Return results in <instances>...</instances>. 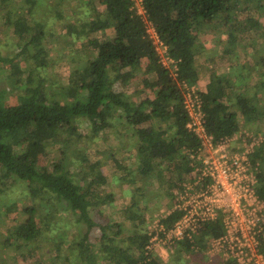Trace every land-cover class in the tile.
Wrapping results in <instances>:
<instances>
[{"label": "trees", "instance_id": "obj_1", "mask_svg": "<svg viewBox=\"0 0 264 264\" xmlns=\"http://www.w3.org/2000/svg\"><path fill=\"white\" fill-rule=\"evenodd\" d=\"M74 1L94 11L89 18L78 21L79 37L107 28H112L113 33L108 38L104 33L102 37H90L88 45L93 50L92 56L85 58L66 83L54 84L38 74L33 75L31 70L22 72L15 62L20 53H27L37 67L48 63L42 45L44 26L40 21H33L32 15L37 5L43 10V7L60 6L62 0H51L50 4L44 0H0V20L4 26L12 28L20 46V53L14 57L0 54V65L9 64L12 74L19 79H22L21 73L25 74L24 88L17 101L9 103L6 91L0 90V183L22 181L31 196L54 198L61 205L58 209L68 210L75 224L84 225L86 229L80 240L70 244L74 258L67 254L62 256L59 252L65 231L59 232L60 240L44 235L51 220L44 222L40 210L31 204L22 208L17 222L0 237V248L14 252L35 250L42 255L44 242H54L51 247L55 254L47 251V264H95L97 257L112 264H160L154 251L145 249L152 233L141 230L128 237L129 245H123L117 238L123 234L119 223L93 219L91 211L111 203L113 197L101 192L107 177L99 160L91 161L82 149L88 133L84 135L79 124L85 123L89 134L95 137L119 122L129 126L135 138L138 173L148 177L157 167L164 164L171 168V164L178 161L176 169L168 168L172 172L168 178L163 179L164 174L159 169L156 177L169 184L181 182L192 170L191 155H196L200 147L199 139L186 127L188 114L183 91L184 85L194 84L199 76L193 49L197 35L194 30L198 24L200 28L211 24L224 29L227 42L241 48L237 54H246L244 44L237 43L234 33L238 27L235 26L236 8L243 5L241 12L248 16L247 26L255 28L259 23L253 13L264 15L263 0H140L143 12L138 11L134 0H100L106 12L102 15L92 6L95 0ZM42 3L46 4L42 6ZM57 17L62 18L61 11ZM149 27L153 28L158 42L148 31ZM68 31L73 33L71 29ZM158 46L165 49L172 69L161 61ZM254 57L253 53L246 54L250 60L243 66L244 76L257 71L261 65ZM140 69L154 74L157 86L145 98L131 101L115 85L128 82ZM256 73L260 86L264 87V68ZM209 76L206 89L197 94L205 128L215 142L237 133L252 119L264 121V105L257 102L256 91L249 93L245 88L235 93L232 88L235 80L225 79L215 71ZM155 119L165 127L154 124ZM261 146L250 156L253 164L262 155ZM72 147H77V152L70 161L66 154ZM53 148L58 151L57 155L45 160ZM74 160L76 163L72 166ZM256 175L257 194L264 200L263 169ZM124 212L127 214L124 218L129 221L139 217L131 207H125ZM181 214L171 209L159 222L167 230ZM94 227L100 231V243L95 249L90 239ZM223 232L220 219L203 223L191 237L176 242L175 260L182 252L204 253L209 241ZM260 250L264 254V245ZM0 264H10V259L1 258ZM224 264L235 263L227 259Z\"/></svg>", "mask_w": 264, "mask_h": 264}, {"label": "rangeland", "instance_id": "obj_2", "mask_svg": "<svg viewBox=\"0 0 264 264\" xmlns=\"http://www.w3.org/2000/svg\"><path fill=\"white\" fill-rule=\"evenodd\" d=\"M44 1L51 2V0ZM262 3L264 5V0ZM45 4L42 3V6ZM92 6L101 15L106 13L105 6L100 0H95ZM242 6V4H239L236 8L235 26L238 27L234 29V33L238 37L237 43L244 44L246 54L248 52L253 53L255 55L254 59L257 58L260 61L261 65L258 66V70H253L254 72L244 76L243 66L250 58H246L245 53L243 55L237 54L241 48H235L227 42L224 29L214 28V25L211 24H204L200 28V24H198L196 30H194L197 35L193 49L199 76L194 84L184 85V99H188L192 91H202L201 89H204L209 82L210 72L215 71L225 79L235 80L236 84H232L235 93L245 88H248L249 93L256 91L257 102L264 105V87L260 86L256 73L264 68V15L257 16L256 13H253L259 24L255 28H249L246 24V17L248 16L246 13L241 12ZM87 8L82 2L74 0H62L60 6L43 7L44 12L40 5L36 6V12L33 13L32 19L33 21L42 22L44 26L45 34L42 45L46 49L48 59L45 66L37 67L36 62L30 59L27 53H20L17 36L13 34L11 27L4 26L2 20H0V54L14 57L17 53H20L15 63H18L22 72L31 70L33 75L38 74L48 82H54V84L56 82L66 83L72 72L83 65L85 58L92 56L93 50L88 45V39L94 36L102 37V33H104L105 38H108L113 33L112 28H107L90 33L88 36L79 37L81 32H76L80 27L78 21L81 22L94 13L93 10ZM58 11H61V19L57 17ZM219 25L220 23L217 22V27ZM68 29L73 30V33H69ZM157 50L163 64L171 68V60L167 57L164 48L158 46ZM21 74L22 79H19L16 74H12L9 64L0 65V90L6 91V99L9 103L17 101L22 94L25 74ZM156 86V76L151 73L146 74L142 69L137 71L128 82L116 83L115 85L131 101H139L145 98L152 93V89H155ZM248 98L252 101L251 96H248ZM152 122L158 124L161 128L165 127L163 122L156 119ZM247 125L242 127L241 130H244L248 137L257 136L263 139L258 146L262 145L263 152L256 163L258 164L257 171L263 169L264 172V121L252 119ZM79 127L84 135L88 133L82 143V149L86 151L91 161L99 160L101 170L107 177V183L101 188V192L110 193L113 197L111 203L101 205L97 211L96 209L91 211L93 219L101 223L110 220L119 223L123 234L117 236V238L123 245H129L128 237L141 230L146 232L155 231L156 233L154 226L157 219L173 209L175 193L178 192L182 183L190 180L191 173L186 175L181 182L175 181L171 184L163 182L162 178L166 179L171 175L172 172H169V170L178 167L179 162L177 161L171 164V168L163 164L161 167H157L148 177L141 176L138 173L134 156L135 138L131 135L129 126H123L119 122L110 129L102 131L96 137L89 134L85 123H80ZM76 152L77 147H72L67 152L66 156L70 161L75 159ZM49 153L46 155L45 160H52L58 151L53 148ZM75 163L74 160L71 163L72 166ZM158 169L164 174L159 179L156 177ZM5 184L0 183V237L5 234L10 225L17 222L16 219L20 218L22 208L32 204L37 207V210H40L44 222L51 220L49 222L50 228L44 231V235L49 238L53 235L56 239H59V232L64 230L65 233L61 240L63 243L60 245L59 254L62 256L67 254L69 257L74 258L69 250L70 244L81 239L86 229L85 226H77L74 216L68 210L58 209L57 207H61V205L56 203L54 198L31 196L22 181L8 180ZM125 207L134 209L139 217L130 221L124 218L127 215L124 212ZM21 217L23 218L24 215ZM99 238L100 231L94 227L90 231L93 249L99 246ZM177 241L169 239L165 240L164 244H158L156 241L152 242L153 254H156L157 258L160 259V264H224L225 260L227 261L219 254L208 251V248L204 253L200 251L182 252L179 254V258L175 260L176 253L174 249ZM53 243L44 242L42 250L44 253L42 255H39L40 253L35 250L14 252L0 248V259L7 257L10 259V264L11 262H14V264H47V251L51 250L55 254V249L51 247ZM96 260L95 264H112L111 261L103 258L99 259L97 257Z\"/></svg>", "mask_w": 264, "mask_h": 264}, {"label": "built area", "instance_id": "obj_3", "mask_svg": "<svg viewBox=\"0 0 264 264\" xmlns=\"http://www.w3.org/2000/svg\"><path fill=\"white\" fill-rule=\"evenodd\" d=\"M134 1L138 11L143 12L140 0ZM148 31L158 42L153 28ZM184 103L188 114L186 127L199 139L200 147L196 155H191L190 180L175 193L173 209L181 211V216L167 230L157 219V232H149L152 236L145 249L154 251L153 241L164 244L165 240L191 237L203 223L220 219L224 232L209 241L208 251L235 264H264L260 250L264 245V200L257 194L258 164L250 159L263 139L248 137L244 130H239L215 142L205 128L197 92L192 91Z\"/></svg>", "mask_w": 264, "mask_h": 264}, {"label": "crops", "instance_id": "obj_4", "mask_svg": "<svg viewBox=\"0 0 264 264\" xmlns=\"http://www.w3.org/2000/svg\"><path fill=\"white\" fill-rule=\"evenodd\" d=\"M206 89V87L204 89H201L202 91H204Z\"/></svg>", "mask_w": 264, "mask_h": 264}]
</instances>
